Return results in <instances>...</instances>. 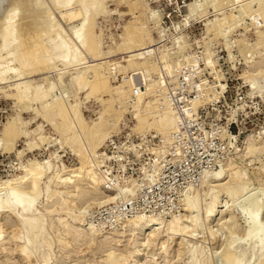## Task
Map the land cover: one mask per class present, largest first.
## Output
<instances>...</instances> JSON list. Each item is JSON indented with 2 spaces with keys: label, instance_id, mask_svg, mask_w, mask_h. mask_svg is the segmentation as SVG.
<instances>
[{
  "label": "rangeland",
  "instance_id": "rangeland-1",
  "mask_svg": "<svg viewBox=\"0 0 264 264\" xmlns=\"http://www.w3.org/2000/svg\"><path fill=\"white\" fill-rule=\"evenodd\" d=\"M260 1L261 0H215L212 1V3L214 2L215 7H217L216 9L214 8L213 4L208 3V0L207 3L206 0L204 1L198 0V2L197 0H185V2H189L187 3V10H186L188 13H185V10H182L181 11L182 15L180 16V15H176L178 14L177 12L178 10L175 7H173L174 5L169 4L166 5L167 7L165 6V0H100L97 12L91 15L94 17L93 31L95 32L94 34L96 36V41L97 43L100 41L99 42L100 45H98L99 43L97 44L98 48L100 46L98 51L101 55L100 58H103L102 60L100 59L97 61L98 62L103 60H105V62L107 61L104 67L105 68L108 66L109 67L107 69L103 68L102 70L105 74L107 73L108 80L110 81V84L112 86H117L123 82L124 74L121 73L122 70H119L120 69L119 67H121L122 69V67L127 65V62L125 61L126 54H123V48L125 46L124 42L127 40L126 38L128 34L135 30L140 32L141 30L143 31L145 29L153 37V39L160 40V36H162V38L166 37V41H168V51L171 53H174L179 49L180 45H178L179 43L178 37H183L182 38L183 43L188 45L186 49L190 47V44L192 42L194 43L192 46L193 48H196L195 42L197 44L202 45L203 47H206L207 46L206 43L208 44L209 41L214 39L213 42L217 46L215 48L219 50L218 57H220L218 59L217 67H220V69H222L221 71L224 72L223 73L224 82L228 86L226 87L227 89L226 92L224 91V94L221 96L220 101L217 102L218 105H216V107L219 108V111L218 110L212 111V116L216 113L217 115L219 114L218 118L221 119V122L223 124H225L227 118L231 115L230 111L232 106L233 107L235 106L234 104H235V99L237 97V93L240 92L241 94H244L243 99H245V101L243 102L245 104L243 105V108H241V110L237 111L236 123L234 122L230 126L234 133L235 132L237 133L239 129L241 131L240 134L238 135V142H237L238 145H235L236 153H228V154L219 153V155H223L226 158L229 156L222 163L221 166L227 165L229 160L233 161L236 165H238L241 169L244 170L245 172L244 174L246 175V177L243 176V181L245 182L247 180V182L249 181L250 182L245 183L244 185L245 193L243 192V195L238 198L235 197L229 198L226 195H222V194L219 195L220 196L219 199L223 200L228 198L230 203L228 205H233L232 206L234 210L233 220L238 221L237 223H235L234 221L233 223L234 225L232 224L234 229H232L233 227L231 226V223L233 222L231 219H230L231 220L230 223L229 220L228 223H226V220L229 218V215H227L228 212L226 210L227 206H224L223 208L219 209L222 210L223 212L219 213L218 215L212 218V221L209 224L210 226L208 225V227L206 226L207 228L204 227L197 229L198 232L196 231L194 235V240H197L202 248L201 252H199L200 254L198 253V260L200 259V261H197V264L198 263L222 264V262L224 263L222 259L223 257L222 252L224 250V246H226V243H228L227 240L229 239L231 241L235 239L234 241L238 242V244H243L245 258L242 261V264L252 263L251 261H253L254 259L252 260L251 258L250 260L249 256L251 254V251L256 248V244L258 243L257 242L251 243L250 239L248 238L246 239V237L244 236L246 230H248L251 225L248 217L242 212V207L248 205L252 201L257 200L259 206L261 207L262 214L260 213L259 215L257 225L261 226L264 229V223H263L264 222V97H260L256 95L250 96L247 94L248 84L251 86V88H254L255 91L257 92L259 85L262 83V81H264V75L259 74L260 71H257L256 73V71L251 70L253 71V74L252 72L251 74H249L250 65L252 63L259 61L264 57V19H263L264 16L263 18H261L262 20L261 23L263 27L261 28L255 27L252 22V19H254L252 17H254L255 15L257 16V14L253 15L254 13L257 12L255 10L259 9L261 5H263L262 7L264 8V4H263L264 0H262L261 2ZM248 2L250 3L249 5L251 6L249 7L248 5L247 8L245 6L246 4H248ZM199 3L201 4V6L199 5ZM198 6H200V8ZM189 8L190 10H195V12L189 11L188 10ZM263 8L260 9L263 10ZM157 9L159 10L160 13L158 15L159 18L154 19L151 16H154V13L157 14L156 11ZM247 9H249V11H247ZM241 11H243L244 13H242ZM170 12L173 13L172 17L168 15ZM190 12L195 13L194 15L196 17L194 19H197V21H193L191 24L188 19L192 14ZM184 13L185 15H183ZM187 14H189V17ZM54 16L58 21V23L61 25L60 27L63 28V31L67 32V34L69 35H72V31L74 30V25L78 24L81 19L80 18L78 20L68 23L62 19L59 13L54 12ZM182 16L183 19L179 20V18H181ZM19 17L20 20L18 21L20 23V21L22 22L21 20L22 18L21 16ZM250 18L251 20H249ZM154 20H158V21H154ZM220 20H224L223 22L225 25H222L219 28L220 29L225 28L224 31H226V28L228 29L227 31L228 33L224 32L225 35H223L225 36V40L223 36L222 37L219 36L222 34L220 33L221 31L217 32V30L219 29L217 28L218 27L217 24L220 25L217 22ZM173 21L174 23L172 24ZM206 21L215 24L214 26L216 27V29L213 26L210 28V31L208 29L207 31L204 28V23ZM232 24H234L236 27L232 26ZM228 27L229 28L232 27V29H229ZM127 30L128 31L132 30V31L128 32ZM166 32L167 34H165ZM215 34L218 36L215 37L216 36ZM163 41L166 42L165 40ZM223 42L224 45H226L225 46L226 49L228 50V55L230 60L232 61L234 58L233 53L236 56V58L234 59V63H235L234 66H232V63L227 59V51L223 47ZM123 43L124 46L122 45ZM174 43H177V48L175 51H173L171 48L172 44ZM233 45H235L237 48L234 47L232 53L231 49ZM121 46L123 47L121 48ZM211 46L214 47L213 44H211ZM185 50L183 52V55H185V57H188L189 55L186 54ZM82 52L86 53L84 52V50H82ZM249 56L251 57V59L250 62H247L246 59L249 58ZM259 56H261L262 58ZM242 57L244 63L242 62ZM90 59L87 58L86 60H83V62L80 61V65L82 67L83 66L86 67L89 63L92 64L97 62V61H92V59L91 60ZM83 63L87 65H84ZM62 64L63 63L57 60L55 61L56 67L51 72L44 70L42 72H39L40 74L35 73L23 77L22 79L19 78L20 80L18 78L16 79L14 78L15 80L13 78H10L6 80H2L0 82V191L3 190L2 192H0V198L5 199L6 197L5 191L8 189L6 187L14 186V179L22 176V174H24V170L28 165H30L31 163L33 164L35 162L41 163L46 160L49 161L51 164V169L47 172L45 176H43V179L40 182V195L34 203V213H37L36 214L37 216H42L44 218L43 220L44 229L41 230L38 236L36 242L37 247L34 248L35 246L34 245H33L34 247L32 246L34 249V253L29 259H27L25 254L21 252V248L25 240L22 239L23 241H20L19 238L16 236L18 235V233H21L23 231L20 224V218L17 217L16 212L15 213L0 212V225H1L0 231L2 232V236L0 238L1 239L0 264L2 263L3 264H43L44 255H47L49 257V260H47L46 264H97V263L114 264L113 262H111V260H107L106 258L108 252L111 251L114 253V256L117 255L116 256L117 258L118 255L120 256L119 264H121L122 261H124L122 264H187L189 263L190 258L188 256L190 255L188 254V252L184 254V252L189 251L188 247H185V249L183 250L184 252L182 251L180 255L178 254V248H179L178 240H177L178 238L175 239L174 241H170V240L167 241V237L164 236V234H160L159 236H155L156 238L153 236L152 237L153 239L152 238L150 239V242L148 244L149 246L147 244L146 246L145 242L148 241V238L150 237L151 234L150 229L145 231V233L142 234L140 237L139 236L134 237L132 233L130 234V232H124L123 230H120L122 225L126 224L128 220L138 216L144 217V215L138 214L133 217L126 218L119 224V226L117 225V227H110V228H106L103 226L98 227L90 220V218L92 217L91 212H93L94 209H97L98 207L109 204L111 202H115L118 199V197L119 198L122 197V194H124V198H126L125 202L128 204L129 200L127 199L128 197L126 196V192L128 190L130 192L132 191V185H133L132 180L126 181L125 178H123L122 181H118L117 183H115L114 185L121 187V191L116 195L114 200H110L105 203L103 202L102 204L100 203V205L98 204L99 202L97 201L103 200L102 197H104V195H107L109 193L106 184L101 185L99 188H95L92 186L94 185L93 183L91 184L88 181H81V183L79 184L80 189L76 188V191H75V187L67 188L64 185L57 184L55 175L57 171H60L62 169H64L63 171H66L67 173L71 170L72 171L74 170L75 172L73 174L78 173L79 174L78 178H84L85 169L83 171L81 169V165L86 164L87 160L85 157L87 156L90 157L97 155L95 159L99 162L98 164H100V168L103 170L102 166L104 164L103 163L104 161L100 155V154H104L102 153L103 150L108 153H112V151L115 149L117 150V153L118 152L125 153L126 155H128L129 159H133L134 162L128 164L127 173H132L133 176H136L139 171L138 170L139 160L140 159L148 160L149 156H155L152 152H154L155 154H160L161 150H164L166 142L169 140V136H170L169 134L166 138H163L162 134L156 131L153 127L144 128V130L135 127L137 124V120L135 119L136 118L135 113L131 106V104L134 102V97H131V95H129L128 98L125 99V101L121 102L120 100L115 98L116 95L114 94V92L111 94L109 93L103 94L99 92L96 95L89 96L87 95L88 93L86 92L89 89L88 86L84 87L83 88L84 90H82L79 88L77 89V86L75 84L74 77H76L77 75L75 73L80 71L82 68L79 65V62H74L73 65L72 63H69L70 66L69 64L68 66L67 64L66 65L65 64L62 65ZM159 64L157 65L155 73L150 77H146V79L148 78L147 79L148 82H149V78L160 80L162 82V85L164 86L163 89L165 90L166 88L165 82L168 78L165 77L166 71L164 64L162 63H161L162 65ZM63 71H64L63 74L59 73ZM57 72L60 74V76ZM126 73L129 74L128 76H130V79L132 80L134 79L133 80L134 86L137 84V80L142 81L140 83L141 87L144 86L145 81L142 79V75L136 74L134 75V77H132L131 68H127ZM49 75L51 76V80H56V79L59 80L58 83L63 79L59 83L60 85L58 84L57 89L54 90L53 94L54 96L63 94L68 100V105L73 106L75 104V106L73 107L77 106V109L79 108L78 114L80 116V119L82 118L81 120L85 123L83 129L80 128L78 130L77 127H74L64 132L65 130L63 129L64 125H62L60 121H56L55 119H53L52 122V120H50L49 118L45 117L46 118L45 119L42 116V113L45 115L44 112L47 108L45 107L44 110V108L42 107L44 105L43 100L39 101L40 98L38 100L37 97H34L33 99V96H36L44 88L43 86L48 79L46 77H48ZM57 76H59V78ZM55 77L57 78L55 79ZM257 77H260V80H257ZM217 78L222 79L220 73L217 74ZM22 80L31 81L34 84L33 85L34 87H37L38 85V88H34L31 90L29 94L31 98L29 95L27 97L28 99L24 98L26 101L24 99H22L23 101L22 100L19 101L18 99H16V97L14 98L16 91L13 88L15 87L13 85H16ZM209 80L212 81V77H208V81ZM35 81H36V86H35ZM218 81H219V85L223 87L224 83L220 82V80ZM39 86L41 87V89ZM64 89L66 91H64ZM13 93L14 95L11 96ZM100 94L101 95L103 94L102 97L100 96ZM110 95L111 97L112 96L114 97L113 98L114 105H118L122 107L120 113H118L115 110V107H112V110L111 109L108 110L109 109L108 107L114 106L112 103H110V100H112L109 97ZM152 95L153 94H150L149 97H152ZM98 97L100 98V100ZM108 97L110 99V100L108 99L109 102L107 100ZM105 100L106 102H108V106ZM104 108L106 109L108 108L107 110L109 112H106L107 110ZM113 108L115 111L113 110ZM47 119L50 121H48ZM56 119L58 120L57 117ZM10 121L18 126L20 134L18 135L17 138L15 137L16 139L13 140L14 142L4 141L3 143L2 130L6 126V124L11 123ZM17 121L18 123L19 122L20 123L18 124ZM54 121L57 122V123L55 122L56 124V125L54 124L55 126L53 125ZM58 122L60 124L59 126H58ZM98 122H100L101 124ZM89 127H91L92 130ZM60 128L62 131H59ZM75 128L77 130L75 132L78 134H74L73 136L74 131L72 130L73 129L75 130ZM84 129L86 132L85 134L83 131ZM98 129L100 130V132ZM22 131L24 133L25 132L27 133L24 134ZM60 132L62 133L64 132L63 134L65 137L62 136L63 134ZM88 132L91 133L88 134ZM102 133L106 134V137L104 139L105 141L103 142L99 140V135ZM247 133L253 134L257 147V149L253 151L252 154L250 155L249 154L246 155L245 153L246 150L244 151V148L246 147L243 145V138L246 136ZM91 134L93 135L91 136ZM84 135L85 136L89 135V136L88 138L87 137L85 138ZM41 136L44 137V139L43 138L41 139ZM76 137H78L79 139L77 138L76 140L75 139ZM68 138L69 139L71 138L72 140H69ZM112 140L115 142L112 143ZM116 144L121 147H116ZM134 144H136L137 146ZM152 146H160L161 148L152 147ZM133 147L138 148V151L142 153V156L136 158V156L133 154L135 153V151L132 149ZM116 167L117 164H115V168ZM211 171L203 172L199 179V182L198 181H197L198 183L194 182L196 186H193L191 189L187 191L186 196L184 198L183 207L186 200L191 199L196 192L198 193L201 190L202 181L204 179L206 172H211ZM114 172H116L115 169ZM11 179H13V181H11ZM7 180H9L12 183L9 182L8 186L1 184L2 182ZM225 180L226 178L222 181ZM47 186H49L48 190L50 192L47 191L46 189ZM67 189L68 190L73 189V192L75 191L73 194H75L74 196L76 197V199L74 196L71 197L72 199L71 198L68 199V205L70 206V208L77 205L78 212L79 213L83 212L82 214H80V217H82L83 219V226H81L83 232H88V228L92 226L98 230V236L95 242L87 243L85 242V240L81 238L76 239L74 235H72L71 233L68 234L65 231V227L62 225V222L64 224L65 221L66 223L68 222L70 224H75V222L72 221L73 219L71 217L69 218V212H67L66 209L62 208V210L59 209L54 212H50V209H53V206H51L53 205L52 201H54L55 199L53 200V198H51L49 194L51 195L53 191H57V190L65 191ZM79 192H81V194ZM230 199L231 200L234 199V200L231 201ZM208 201H209L208 198L205 201L203 200L202 202L203 207ZM224 210L226 213L224 212ZM182 212L185 213V208H183ZM182 212L171 216H175V215L178 216L180 214L182 215L183 214ZM202 215L200 217L201 223L203 221L202 219H204V216ZM171 216L165 219L154 217V219L156 218V220L160 223L159 225L162 226L164 223H167L166 221H169ZM223 225L224 227H222ZM237 226L238 228L235 230V227ZM209 227L214 234L216 232L214 239H212L208 234L209 232L207 230H209ZM229 230L231 232L232 230L233 232L235 231L237 232H235L234 235L233 232L231 233L229 232ZM228 235L230 238L228 237ZM255 241L260 242L261 239L259 240L257 239ZM138 249H140L139 251L141 252L140 254H138L139 253L137 251ZM257 254L258 255H256V257L257 256L261 257V255L264 254V249L261 250L260 252H257ZM131 259H133L134 261H132ZM247 260H249L250 262L248 261L246 263Z\"/></svg>",
  "mask_w": 264,
  "mask_h": 264
},
{
  "label": "bare ground",
  "instance_id": "bare-ground-1",
  "mask_svg": "<svg viewBox=\"0 0 264 264\" xmlns=\"http://www.w3.org/2000/svg\"><path fill=\"white\" fill-rule=\"evenodd\" d=\"M212 1H215V0H208V3L214 5V2L212 3ZM99 2H100V0H0V82L2 80H6V79H10V78H13V79L14 78L15 79L21 78L22 79L23 77H26L30 74L39 73V72H42L44 70L51 72L56 67L55 61H57V60L60 61L61 63L65 64V65L67 64V66L69 63H72V65H73L74 62H79V65H80V61L83 62V60H86L87 58L90 59V57H91L92 61H97L100 59L102 60L103 58H100L101 55L98 51V49L100 48V46L98 48V45H100V43H99L100 41L98 42L99 44L96 41V36L94 34L95 32L93 31L94 30L93 29L94 17L91 16L97 12ZM197 2H198V0H197ZM175 3L178 4V0H165V6L169 5V4L175 5ZM187 3H189V2H185V4H184L185 5V13H188L186 11L187 10ZM206 3H207V0H206ZM249 4L250 3L248 2V4H246V6L245 5L244 6L248 8ZM199 5L201 6L200 3H199ZM260 5H261V3H260ZM260 5H259V7H260ZM200 6H198V7L200 8ZM210 6H212V5H210ZM244 6H242V7H244ZM250 6L251 5H249V7ZM262 6L263 5H261L260 8H263ZM214 8L217 9V7H215V5H214ZM235 8H237V7H235ZM260 8L255 10V11H257L256 13L253 12L254 13L253 15L257 14V16L255 15L254 17H252V18H254V19H252L254 26L258 27V28L263 27L262 23H261L262 22L261 18H263V16H264V8H263V10ZM100 9H101V6H100ZM188 10L195 12V10H190V8ZM156 11H157V14L154 13V16H151L154 19L159 18L158 17V15L160 14L159 10L157 9ZM247 11H249V9H247ZM54 12L59 13V15L62 17V19L68 23L81 18L79 23L74 25V30L72 31V35H69V34H67V32L63 31V28L60 27L61 25L58 23V21L56 20V18L54 16ZM192 12H190V13H192ZM241 12L244 13L243 11H241ZM185 13L183 15H185ZM196 13H197V10H196ZM189 14H187L188 17H189ZM194 14L195 13H192L190 18L187 17L190 21V24L193 21H197V19H194L196 17ZM19 16H21V18H22L21 19L22 22L20 21V23L18 21V20H20ZM180 19H183V16L181 18H179V20ZM232 20H235V19H232ZM249 20H251V18ZM154 21H158V20H154ZM223 21L224 20H220L217 22L220 24V25L217 24V26H218L217 28L221 27L222 25H225ZM173 23H174V21L172 22V24ZM214 23H216V22H214ZM214 25L215 24H213L212 22L206 21L204 23V28L206 30L208 29L210 31V28L213 27ZM188 26H187V28H188ZM232 26H235V25L232 24ZM133 28H135V27H133ZM214 28L216 29L215 26H214ZM229 29H232V27ZM224 30H225V28L224 29L219 28L217 30V32L221 31L220 33H222L221 35H219L220 37L225 35L224 32L228 31L227 28H226V31H224ZM130 31H132V30H130ZM130 31H128V32H130ZM233 32H235V31H233ZM136 33H139V34H136ZM227 33H226V35H227ZM165 34H167V32ZM216 34H218V33H216ZM217 36L218 35H216L215 37H217ZM223 37L225 40V36H223ZM182 38L183 37H178V42L182 43L183 45L178 43V45H180L179 49L176 52L171 53L168 51V41H166V37L162 38V36H160V40H157V39H153V37L145 29L143 31L141 30L140 32L135 30V31L130 32L128 34V36L126 38L127 40L124 42L125 46H124V43L122 44L124 46L123 54H126L125 61L127 62V65L122 67V69H121V67H119L120 68L119 70H122L121 73L124 74L122 83H120L117 86H112L110 84V81L108 80V77H107V73L105 74L102 70L103 68H105L104 66L107 63V61L105 62V60L99 61V62L97 61V62L92 63V64L89 63L90 65L84 64V63H86V62H84L83 64L87 65V66L86 67L83 66L84 67V69H83V67L80 65L82 68L80 71L75 73L77 75H76V77H74L77 89L79 88V89L84 90L83 89L84 87H86V86L89 87V89L86 91L88 93L87 95H89V96L90 95H92V96L96 95L99 92L103 93V94L104 93L111 94L114 92V94L116 95L115 98H117L118 100H120L122 102V101H125V99L128 98L129 95H131V97H134V102L131 104V106H132V109L135 113V117H136L135 119L137 120V124L135 127L141 128V130L142 129L144 130V128H148V127L152 128L153 127L156 131H158L159 133L162 134L163 138H166L170 134L169 140L166 142L164 150H161L160 154H156L157 157L151 164V166L153 167L152 172L150 174L145 173L148 164H146L145 160L140 159L139 160V166H138V170H139L138 177L133 176L132 173H127L128 164L131 162H134L133 159H129V156L126 155L125 153H119V152L117 153V150L114 149L112 151V153H108V152L103 150L102 153H104V154H100L101 158L104 161L103 162L104 164L102 166L103 170L100 168V164H98L99 162L95 159V157L97 155L90 156V157L87 156V157H85L87 160L86 164L81 165V169L83 171L85 169L84 178H78L79 174L78 173L73 174L75 172L74 170L73 171L71 170L67 173L66 171H63L64 169H62L60 171H57V173L55 175V179H56L57 184H59V185H64L67 188L68 187H75V191H76V188H79V184L81 183V181H88L91 184L93 183L94 185H92V186L95 188H99L101 185L106 184V186L108 188L107 190L109 193L107 195H104V197H102L103 200L97 201V202H99L98 203L99 205H100V203L102 204L103 202L105 203L107 201L114 200L116 195L121 191V187L114 185L115 183H117L118 181H122L123 178H125L126 181L132 180L133 181L132 191L130 192L128 190L126 192V196L128 197L127 199L129 200L128 204L125 202L126 198H124V194H122V197H120V198L118 197V199L115 202H111L109 204L98 207L97 209H94V211L91 212L92 217L90 218V220L98 227L103 226L106 228H110V227H117V225L119 226V224L126 218L133 217V216L138 215V214L144 215V217L138 216V217H134V218L128 220L126 224L122 225L120 230H123L124 232H130V234L132 233L134 237H137V236L140 237L142 234L145 233V231L150 229L151 234H150V237L148 238V241L145 242V245L149 244L150 239L153 236L154 237L159 236L160 234H164V236L167 237V241L168 240L174 241L175 239L178 238L177 239L178 240V246H179L178 254L180 255L181 252L185 249V247H188L190 252L189 251H186V252L183 251L184 254L188 252V254L190 255V256H188L190 258V262L187 264H197V261H200V259L198 260V253L201 252L202 248H201L199 242L197 240H194V235H195L198 228H204L206 226L208 227V225L212 221V218L215 217L216 215H218L219 213L223 212L222 210H219V209L223 208L224 206H227V209H226L228 212L227 215H229V218L227 217L228 219L226 220V223H228V220H229V223L232 220L233 221L231 223V226H232V224L235 221V220H233V217H234V215H233L234 210L232 207L233 205H228L230 203H229L228 198H226V197L225 198L227 200L223 199L225 201L219 199V197H220L219 195L220 194L226 195L229 198L230 197L238 198V197L242 196L243 192L245 191L244 185L247 182L246 179H245L246 180L245 182L243 181V176L246 177V175L244 174L245 173L244 170L241 169L238 165H236L231 160H229L227 165L221 166L222 163L229 156L226 158L223 155H219L220 152L213 153L214 159L216 161L212 162V160H211V162L208 163L207 158L204 159V160H206L207 163L206 164L202 163L200 165L201 169L199 172V177L196 179V183L199 182V179H200L203 172L211 171V170H214V171L206 172L204 179L202 181L201 190L198 193L196 192L197 193V194L195 193L196 195L194 194L195 197L193 196L192 197L193 199L192 198L189 200L185 199L186 201H185V204L183 207V202H184V198L186 196L187 191L189 189H191L193 186H196V184L194 183L195 181H192V180L188 181V183H190V184H188V186H186L187 189H185L184 196L181 199L179 198L180 204L177 203L178 204L176 207L177 210H173L172 208L168 209L167 207H164V206L159 207V208L150 207L149 209H147L148 208L147 205L140 203L139 202V195L138 194L136 195L137 189L140 186V184L138 182L139 177L146 178L147 180L149 179L150 182H153L155 176H158L157 178L161 182V180H162L161 177H163V174H164L162 172V163L163 162L166 164L167 162H171L173 160H174L173 162H175V163L176 162H184L186 160V158L184 160H181L182 157H180L181 155H179L180 147H177V145H176L174 151H175V153L178 154V157L173 156L171 158H168V156H167L168 155L167 153L169 152V145L172 142L171 133L173 131H176V130L179 131V129H180L179 128L180 124L177 122L180 111L176 110V108L172 104V97L168 96V94H166V92H165L169 88V86L167 84L171 83L172 85H175V84L181 83L180 78H178L177 69L180 68V70H182L185 66H187V67L191 66L192 67V68L187 70L188 72L185 73L186 74V82L188 83V85H193L191 82V78L194 81L195 75L199 76L198 82L200 79H203L202 81H205V83L208 84L207 87H208L209 91H208L207 96H202L201 91H197V95L195 97H193V96H190V97L186 96L185 97V95L182 94L184 99L186 100V103L184 104L185 106H183V108H184L183 113L186 115V118L189 120L194 118V116H195L194 113L197 111L198 107L201 105L207 106V104H208V106H212L216 110H219V108L216 107V105H218L217 101L220 100V98L224 94V91L226 88V83L224 82V74H223L224 72L221 71L222 69H220V67H217L218 56H219L218 51L219 50H217L215 48L217 46L213 42L214 39L209 41L208 44L206 43V45H207L206 47H203L202 45L197 44L195 42L196 45L202 46L201 59L204 61V66L201 67L198 63L200 58H198L190 50L193 48L192 46L194 43L192 42L190 44V47H188L186 49V47L188 45L183 43ZM98 40H99V38H98ZM163 40H165L166 42H164ZM215 40H217V39H215ZM160 41H162V42H160ZM211 44H213L214 47L211 46ZM184 45H186V46H184ZM123 46H121V48ZM225 46L226 45H224V42H223V47L227 51V59H228V61H230L232 63V66H234L235 65L234 59L236 58V56L233 53V48L236 46L233 45L232 49H231V52L233 53V56H234L232 61L229 58L228 50L226 49ZM171 48L173 51H175L177 48V43L172 44ZM82 50H84V52H86V53H83ZM118 50H120V49H118ZM184 50H185L186 54L189 55V56L186 55L188 57H185V55H183ZM259 57H261V56H259ZM250 59H251V57L249 56V58L246 59L247 62H250ZM242 62L244 63L243 57H242ZM116 63H118V62H116ZM159 63L164 64L165 71H166L165 77L168 78V79L166 78L167 80L165 82L166 83L165 90L163 89L164 86L162 85V82L160 80L149 78V82H148L147 81L148 78L146 79V77H150L151 75H153L155 73L157 65ZM108 64H110V63H108ZM108 64H107V66H108ZM118 64H120V63H118ZM263 65H264V57L262 59H260L259 61L252 63L250 65V67H249L250 73L249 74H251V72L253 74V71H256V73H257V71H260L261 73L259 72V74L264 75V66ZM69 66H70V64H69ZM118 66H120V65H118ZM108 67H106L105 69H107ZM195 67H196V69H194ZM205 67H208L207 70L212 75V81H210V80L208 81L207 76L200 78V72L203 69H205ZM127 68H131V71H132L131 74L132 75L131 74L130 75L132 77H134V75H136V74L142 75V79L145 81L143 87L140 86V83L142 81H139V80H137V84L134 86V82H133L134 79L133 80L130 79V76H128L129 74L126 73ZM251 70H253V71H251ZM109 71H110V69H109ZM59 73L63 74L64 71L59 72ZM118 73H119V71H118ZM219 73L222 76V79L217 78V74H219ZM59 76H60V74H59ZM59 76H57V77L59 78ZM57 77H55V79ZM46 78H48V79L46 82L44 81L45 82V84L43 86L44 88L37 95L35 94L36 96H33V99H34V97H37L38 100L40 98L39 101L43 100L44 105L42 107L44 108V110H45V107L48 109V110L46 109L44 112L45 115L46 114L47 115L45 116L42 113V116L44 118L45 117L49 118L50 120H52V122H53V119H55L56 121H60V123L62 125H64V128L61 126L63 129H65L64 132L66 130L74 128V127H77L78 130L80 128L83 129L85 126V123L81 120L82 118L80 119V116L78 114L79 108L77 109V106L73 107V106H75V104L73 106L68 105V100L66 99V97L63 94L56 95V96H54V94H53L54 90L57 89L58 84L63 79L58 83L59 80H57V79L51 80L50 75ZM46 78H45V80H46ZM218 80H220V82L224 83L223 87H221L219 85ZM257 80H260V77H257ZM33 85L34 84L29 80H22L21 82L17 83L16 85H13V86H15L13 88L16 91L14 98L16 97V99H18L19 101L24 99V98L28 99L27 97L30 94L31 90L34 88H38V85H37V87H34ZM35 86H36V81H35ZM41 87H42V85H41ZM41 87H40V89H41ZM132 87H133V89H132ZM140 87H141V89H140ZM187 90L190 91V88H187ZM36 91H34V92H36ZM64 91H66V90L64 89ZM150 94H153L152 97H149ZM247 94L250 96L256 95V96L264 97V81H262V83L259 85L257 92L255 91L254 88H251V86L248 84V93ZM13 95H14V93L11 96H13ZM102 95L100 94L101 97H102ZM109 97L112 100H110ZM109 97L107 98V100L109 99L110 103H112L114 105V101H113L114 97L113 96L111 97V95ZM243 97H244V94H243V96H241L240 99L238 97L235 99V104H234L235 106L234 107L232 106L231 111H230L231 115L228 117V120L234 119V118L236 119L237 111L241 110V108H243V105L245 104L243 102V101H245V99H243ZM30 98H31V96H30ZM99 100H100V98H99ZM109 100H108V102H109ZM19 101H17V102H19ZM105 102H106V100H105ZM108 102H106L107 106H108ZM102 103H103V101H102ZM110 103H109V105H110ZM112 107H115V110L118 113H120L122 110V107L118 106V105L110 106V107H108L109 109L108 108L107 109L112 110ZM104 109H106V108H104ZM108 110L106 112H109ZM113 110H114V108H113ZM216 116L219 117V114ZM56 117L58 118V120L56 119ZM50 120H48V121H50ZM56 121H54L53 125L55 124ZM17 123H18V121H17ZM98 123H100V122H98ZM59 125L60 124L58 122V126ZM89 128H91V127H89ZM257 129H255V130H257ZM91 130H92V128H91ZM203 130L205 132L206 137H208L209 135H211V136L219 135L221 137L220 138L221 141L218 144V147L223 151V153H227V154L228 153H236L235 145H238V143H237L238 142V135L231 133L228 130L226 124H221L220 127L219 126H216V127L212 126L211 129L203 128ZM214 130L216 132H214ZM59 131H62L61 128ZM72 131H74L73 136H74V134H78L75 132V131H77L76 128H75V130L73 129ZM83 131L85 134L86 133L85 129ZM96 132H98V131H96ZM99 132H100V130H99ZM2 133H3L2 140L4 143V141L5 142L6 141L11 142L14 139H16L18 137V135L20 134V131H19L18 126L11 122L9 124H6V126L2 130ZM25 133H27V132H25ZM60 133H62V132H60ZM90 133L88 132V134H90ZM248 133H250V132H248ZM71 134H72V132H71ZM247 134L243 138V145L246 147V148H244V151L246 150V152H245L246 155L247 154L250 155V154H252L253 151H255L257 149V147H256L255 138H254L253 134H248V135ZM92 135L93 134H91V136ZM62 136H64V134ZM88 136L89 135H86V136L84 135L85 138L86 137L88 138ZM78 137H76L75 139L77 140ZM105 137H106V134L102 133L99 135V140L101 142H103V141H105L104 140ZM42 138L44 139V137L41 136V139ZM69 140H72V139L70 138ZM257 141H259V140H257ZM114 142L115 141L112 140V143H114ZM258 143H260V142H258ZM107 144H109V143H107ZM134 145H136V144H134ZM160 146H152V147H160ZM116 147H121V146L116 144ZM132 149L135 151V153H133V154L136 156V158L142 156V153H140L138 151V148L133 147ZM114 153H116V154H114ZM148 153H149V151H148ZM152 153H154V152H152ZM162 159H163V161H162ZM188 161L191 162L192 160H188ZM188 161L185 164L186 169L191 168V165H192L191 163L188 164ZM208 161H210V160H208ZM192 162L196 164V162L194 160ZM214 163H219V164L217 166ZM115 164H117L116 168H115ZM193 166H195V165L193 164ZM216 168H218V169H216ZM50 169H51V164L47 160L44 162H41V163H36V162L33 164L31 163L30 165H28L26 167V169L24 170V174H22V176L14 179V186L6 187L8 189L5 191L6 192L5 193L6 194L5 199L0 198V212H9V213H15L16 212L17 217L20 218V224H21L23 231L21 232L19 230L21 233H18V235H16V236L19 238L20 241H23L22 239L25 240L24 244L22 245L21 252L25 254L27 259H29L32 256V254L34 253L33 247L34 246H35L34 248L37 247L36 242H37L38 236H39L41 230L44 229L43 228L44 227L43 226L44 225L43 224L44 218L42 216H37L36 215L37 213H34V203L40 195V182L43 179V176H45ZM114 169L116 170V172H114ZM141 170L144 172L143 174L145 176L140 174ZM105 171H106V174H105ZM117 176H118V178H117ZM75 178H76V180H75ZM225 178H226V180L222 181ZM11 181H13V179H11ZM9 182L10 181L7 180V181L2 182L1 184L8 186ZM249 182H247V183H249ZM10 183H12V182H10ZM1 189H2V187H1ZM46 189L48 192H50L48 190L49 186H47ZM2 191L3 190H1L0 192H2ZM181 191L183 192L182 189L180 190V192ZM74 192H73V189L72 190L67 189L65 191L64 190L53 191L51 193V195L49 194V196H51V198H53V200L55 199L54 201H52L53 205H51V206H53V209H50V212H54V211L59 210V209L62 210V208L66 209V211L69 212V218L71 217L73 219L72 221H74L75 224H70L68 222L66 223V221L64 224L62 222V225L65 227V231L68 234L71 233L72 235H74L76 237V239L81 238V239L85 240V242H87V243H91V242L93 243V242H95V240L98 236V230L92 226V227L88 228V232H83V230L81 229L82 228L81 226H83V219H82V217H80V214H82L83 212L82 213L78 212L77 205L73 206L72 208H70V206L68 205V199H70L72 196L75 195V194H73ZM79 193L81 194V192H79ZM83 193H84V191H83ZM207 198L209 199V201L203 207L202 202H203V200L205 201ZM75 199H76V197H75ZM232 200H234V199H232ZM93 204H95V203H93ZM172 204H174V203L172 202ZM183 208H185V213L182 212ZM81 211H83V210H81ZM129 212H132V213L130 214ZM180 212L183 213L182 215L180 214L181 216L180 215L171 216L174 214H179ZM224 212H225V210H224ZM242 212L248 217L250 225H251L250 228L248 230H246V233L244 236L246 237V239L247 238L250 239L251 243H255V242L258 243V244H256V248L251 251V254L249 256L250 260H251V258H252V260L254 259L253 261H251L252 262L251 264H264V254L261 255V257H258V256L256 257V255H258L257 252H260L261 250L264 249V229L261 226L257 225L258 218H259V215L261 213V207L259 206L258 201L255 200V201H252L251 203H249L248 205H245L244 207H242ZM201 215L204 216V219H202L203 220L202 223L200 220ZM146 216H148V217H146ZM170 216H171V218L169 219V221H166L167 223H164L162 226H160L159 225L160 223L156 220V218L165 219V218H168ZM154 217H156V218L154 219ZM237 222L238 221H235V223H237ZM221 224H223V223H221ZM235 225H237V224H235ZM238 226H239V224H238ZM238 226L235 227V230L238 228ZM222 227H224V225ZM232 229H234V227ZM207 231L209 232L208 234L210 235V237L212 239H214L216 232L214 234L213 231L210 229V227H209V230H207ZM229 232H231V231L229 230ZM232 232H233V230H232ZM235 232H237V231H235ZM235 232H233V234ZM227 234H229V233H227ZM1 236H2V232L0 231V238H1ZM228 237H229V235H228ZM257 239L258 240L261 239V241L260 242L255 241ZM229 240H227L228 243H226V246H224V250L222 252L223 253L222 259L224 261V263L222 262V264H242V261L245 258L244 257L243 244H238V242L234 241L235 239L232 241L230 240V242H229ZM164 244H165V242H164ZM20 247H21V245H20ZM137 251L139 252L140 249H138ZM140 253L141 252H139L138 254H140ZM106 256H107L106 257L107 260H111V262H113L114 264L115 263L119 264V260H120L119 255H118V258H119L118 259L116 257L117 255L114 256V253L111 251V252H108V254ZM176 257H177V255H176ZM178 257H180V256H178ZM47 260H49V257L47 255H44L43 256V264H46ZM121 260H122V257H121ZM131 260L134 261L133 259H131ZM248 261L249 260H247L246 263ZM123 262L124 261H122V263ZM36 263H37V260H36Z\"/></svg>",
  "mask_w": 264,
  "mask_h": 264
},
{
  "label": "built area",
  "instance_id": "built-area-1",
  "mask_svg": "<svg viewBox=\"0 0 264 264\" xmlns=\"http://www.w3.org/2000/svg\"><path fill=\"white\" fill-rule=\"evenodd\" d=\"M185 1L184 0H178V4L175 3L173 7H175L178 11V14L176 15H182L181 11L185 10ZM180 11V12H179ZM167 14V13H166ZM173 13L170 12L168 15L172 17ZM167 15V16H168ZM193 54H195L199 59L198 63L201 67L204 66V61L201 59L202 56V46L196 45V48L190 49ZM220 57H218L219 59ZM192 68L191 66L187 67L185 66L182 70L177 69L178 78H180L181 83L172 85L171 83L167 84L169 86L168 90L166 91V94L168 96L172 97V104L176 108V110H179V117L177 122L179 125V131H173L171 133L172 135V142L169 145V152L167 153L168 158L171 157H178V154L175 153V147H180L179 149V155L182 157L181 160H186L184 162H167L166 164L162 163V173L163 177L161 182L158 180V176H155L154 181L150 182V180L146 178L139 177L138 182L140 184L139 188L137 189L136 195H139V202L147 205V209L150 207H167L168 209L172 208L173 210H177V205L180 204V199L184 196L186 186H188V181L192 180L196 182V179L199 177L200 172V165L206 164L207 162L210 163L216 161L214 159L213 153H223V151L218 147V144L220 143V136H211L208 137L205 136V132L203 128L211 129L212 126H221L223 124L221 122V119L218 118L217 113L212 116V111L216 110L212 106L201 105L198 107L197 111L194 113L195 116L193 119L189 120L186 118V115L183 113V106L186 103V100L184 99L183 95L186 96H193L195 97L197 95V91H201L202 96H207L208 94V84L205 83V81H202L203 79H200L198 82V75L194 76V81L191 78V82L193 85H188L186 82V72L187 70ZM196 69V67L194 68ZM208 67H205L200 72V78L207 76L212 77V75L208 72ZM185 82V83H184ZM192 86V87H191ZM228 85H226L227 87ZM187 88H190V91L187 90ZM225 88V92H226ZM238 92V91H237ZM243 94L240 92L237 93V97L240 99ZM236 97V98H237ZM220 101V100H219ZM218 102V101H217ZM219 111V110H218ZM198 113V114H197ZM237 114V113H236ZM236 123V119H230L226 120L225 124L227 125L228 130L233 134H240V129L237 131V133L233 132L231 129V124ZM214 132H216L214 130ZM155 156H149L148 160H145L146 164H148L145 173L150 174L152 172L153 167L151 166L152 162L156 159L157 155L153 153ZM203 158V159H202ZM207 158L206 160H204ZM188 160H194L196 162L193 163L192 161ZM204 162H203V161ZM210 160V161H208ZM163 161V159H162ZM191 163V168H185V164ZM193 164L195 166H193ZM218 166L219 163H214ZM134 169V168H133ZM144 172L141 170L140 174H143ZM139 174V171H138ZM138 174L136 175L138 177ZM166 174V175H165ZM145 176V175H144ZM148 178V177H147ZM187 184V185H186ZM183 190V192L180 190ZM180 198V199H179ZM172 202L174 204H172ZM178 203V204H177ZM132 213V212H129Z\"/></svg>",
  "mask_w": 264,
  "mask_h": 264
}]
</instances>
